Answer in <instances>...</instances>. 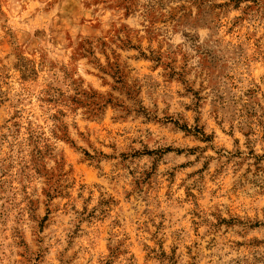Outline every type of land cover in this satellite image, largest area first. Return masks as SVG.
<instances>
[{
    "label": "rangeland",
    "instance_id": "374dc122",
    "mask_svg": "<svg viewBox=\"0 0 264 264\" xmlns=\"http://www.w3.org/2000/svg\"><path fill=\"white\" fill-rule=\"evenodd\" d=\"M0 264H264V0H0Z\"/></svg>",
    "mask_w": 264,
    "mask_h": 264
}]
</instances>
